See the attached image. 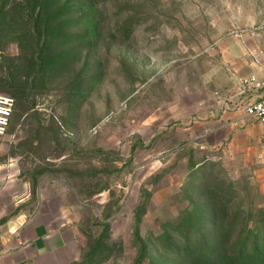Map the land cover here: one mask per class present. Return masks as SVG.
<instances>
[{"label":"rangeland","instance_id":"374dc122","mask_svg":"<svg viewBox=\"0 0 264 264\" xmlns=\"http://www.w3.org/2000/svg\"><path fill=\"white\" fill-rule=\"evenodd\" d=\"M262 62L264 0H0V160L75 225L68 264H182L184 221L264 222Z\"/></svg>","mask_w":264,"mask_h":264},{"label":"crops","instance_id":"0c3cea01","mask_svg":"<svg viewBox=\"0 0 264 264\" xmlns=\"http://www.w3.org/2000/svg\"><path fill=\"white\" fill-rule=\"evenodd\" d=\"M253 70L263 75L264 62ZM34 190L16 156L0 160V264H68L72 259L67 252L79 241L75 225L64 211L51 216L49 203L43 197L36 202Z\"/></svg>","mask_w":264,"mask_h":264},{"label":"trees","instance_id":"16d2710c","mask_svg":"<svg viewBox=\"0 0 264 264\" xmlns=\"http://www.w3.org/2000/svg\"><path fill=\"white\" fill-rule=\"evenodd\" d=\"M213 210L206 222L202 215L184 221L179 243L165 249L182 264H264V222L241 227L235 214L219 217Z\"/></svg>","mask_w":264,"mask_h":264},{"label":"built area","instance_id":"2783aa9c","mask_svg":"<svg viewBox=\"0 0 264 264\" xmlns=\"http://www.w3.org/2000/svg\"><path fill=\"white\" fill-rule=\"evenodd\" d=\"M245 81L259 91L257 97L245 104V111L248 115L258 118L264 126V74L261 76L251 74ZM14 108L15 98L0 94V136L7 133Z\"/></svg>","mask_w":264,"mask_h":264}]
</instances>
